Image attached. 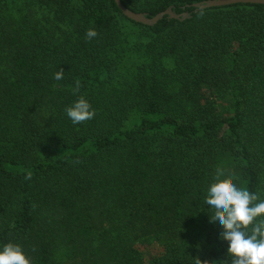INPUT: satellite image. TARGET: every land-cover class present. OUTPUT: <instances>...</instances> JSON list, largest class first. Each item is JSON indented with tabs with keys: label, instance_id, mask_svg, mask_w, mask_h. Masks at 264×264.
I'll return each instance as SVG.
<instances>
[{
	"label": "trees",
	"instance_id": "trees-1",
	"mask_svg": "<svg viewBox=\"0 0 264 264\" xmlns=\"http://www.w3.org/2000/svg\"><path fill=\"white\" fill-rule=\"evenodd\" d=\"M200 1L121 0L191 13L149 26L114 0H0V245L31 264H230L204 197L220 169L264 200V4ZM79 96L95 115L73 124Z\"/></svg>",
	"mask_w": 264,
	"mask_h": 264
},
{
	"label": "clouds",
	"instance_id": "clouds-1",
	"mask_svg": "<svg viewBox=\"0 0 264 264\" xmlns=\"http://www.w3.org/2000/svg\"><path fill=\"white\" fill-rule=\"evenodd\" d=\"M98 35L95 28L86 31V39ZM63 70L54 73L61 80ZM79 91V81L73 90ZM73 124L90 120L95 110L83 96L66 108ZM217 181L207 188L204 203L211 209L210 223L221 229L219 236L227 242L230 264H264V200L255 192L238 188L230 179H219L224 173L217 169ZM259 218V219H258ZM0 264H31L23 248L14 242L0 245Z\"/></svg>",
	"mask_w": 264,
	"mask_h": 264
},
{
	"label": "water",
	"instance_id": "water-1",
	"mask_svg": "<svg viewBox=\"0 0 264 264\" xmlns=\"http://www.w3.org/2000/svg\"><path fill=\"white\" fill-rule=\"evenodd\" d=\"M114 2L125 17L135 22L142 23V24L149 25V26L154 25L155 23H157L158 20L162 19L164 16H167L168 18L179 19V20H183L191 16V13L188 11L176 13L173 11L172 7H168L165 10L160 11L153 16H148L145 12H136V11H133L127 8L121 2V0H114ZM238 3L264 4V0H203L200 2L192 3L191 6L194 8L193 11L196 12L200 9H205L209 7L226 6V5H232V4H238Z\"/></svg>",
	"mask_w": 264,
	"mask_h": 264
},
{
	"label": "rangeland",
	"instance_id": "rangeland-1",
	"mask_svg": "<svg viewBox=\"0 0 264 264\" xmlns=\"http://www.w3.org/2000/svg\"><path fill=\"white\" fill-rule=\"evenodd\" d=\"M143 246H139V249H142ZM70 264H82L81 260L78 258H75L73 260H71Z\"/></svg>",
	"mask_w": 264,
	"mask_h": 264
}]
</instances>
